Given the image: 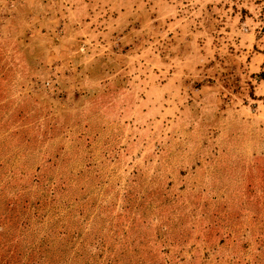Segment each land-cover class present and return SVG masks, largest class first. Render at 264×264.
Returning <instances> with one entry per match:
<instances>
[{
    "label": "rangeland",
    "instance_id": "374dc122",
    "mask_svg": "<svg viewBox=\"0 0 264 264\" xmlns=\"http://www.w3.org/2000/svg\"><path fill=\"white\" fill-rule=\"evenodd\" d=\"M0 264H264V0H0Z\"/></svg>",
    "mask_w": 264,
    "mask_h": 264
},
{
    "label": "crops",
    "instance_id": "0c3cea01",
    "mask_svg": "<svg viewBox=\"0 0 264 264\" xmlns=\"http://www.w3.org/2000/svg\"><path fill=\"white\" fill-rule=\"evenodd\" d=\"M11 88H12V85H11Z\"/></svg>",
    "mask_w": 264,
    "mask_h": 264
}]
</instances>
